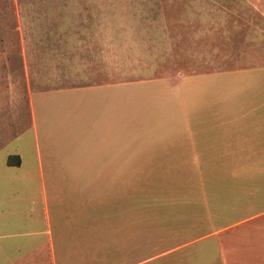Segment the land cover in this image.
<instances>
[{
  "label": "crops",
  "instance_id": "1",
  "mask_svg": "<svg viewBox=\"0 0 264 264\" xmlns=\"http://www.w3.org/2000/svg\"><path fill=\"white\" fill-rule=\"evenodd\" d=\"M2 80L22 82L0 102V236L20 238L0 263L56 264L52 216L80 207L91 245L116 239L85 264H264V0H0ZM27 109L32 140L12 136ZM142 176L188 178L207 232L152 212L141 252Z\"/></svg>",
  "mask_w": 264,
  "mask_h": 264
},
{
  "label": "rangeland",
  "instance_id": "2",
  "mask_svg": "<svg viewBox=\"0 0 264 264\" xmlns=\"http://www.w3.org/2000/svg\"><path fill=\"white\" fill-rule=\"evenodd\" d=\"M15 82H22V81H0V102L5 107V104H8L10 102L8 98V93L11 89V83ZM27 82V81H23ZM30 87L32 89L42 88L47 85L48 81H29ZM44 82V83H43ZM71 81H63L62 84L66 85L69 84ZM7 93V94H6ZM15 103V102H14ZM1 104V105H2ZM23 124L14 129V132L12 133V136L16 138V135L22 139L28 138L33 139L34 132L31 125V110L27 109L26 113H23ZM40 135V133H39ZM14 144V143H13ZM8 148H11V146H8ZM7 149H4L1 153H5ZM29 152H32V150H29ZM28 158L31 156L29 153L25 154ZM183 180H189L188 178H184ZM182 177L180 176H142L140 181V188L137 192V195L135 197V201L139 204L140 211H141V233H142V239L140 244V251L146 252L151 248L152 243L150 239L152 236L147 237L150 231V224L153 220L152 212L157 211V215H163V220L168 219L169 217H166V215L171 216L170 212L173 213L171 216L172 222L175 224L177 229L183 224L184 225L181 229V232L179 233V240H187L188 238H194L196 236H199L200 234H204L207 232L208 225H197V224H190L187 223L185 211L190 209H193L195 207V203L186 205L183 204L182 201L184 197H181L183 195H186L185 198L193 196L194 193L188 192V183L183 182ZM27 194L24 196L20 194L23 198H25V203L30 205V201L33 198L35 200V203L33 204V208L35 210H42L41 204L36 203V185L33 183V185H30L27 188ZM5 193H0V198L4 197ZM28 195L30 197H28ZM18 196V195H17ZM195 196V195H194ZM127 202V199H125ZM125 202V203H126ZM127 204V203H126ZM195 210V208H194ZM91 213L90 209H81L80 207H66L63 208L62 214H60V217L53 218L51 221L52 226V236H53V247H54V255H55V262L56 264H63L65 261L64 257V251L65 248H67V251L69 252V255L66 257V260L72 261L74 255H78L77 262L81 260V257L85 251L86 253L93 252V250H97L98 253H101L106 251L107 249H115L116 247V239H106V240H100V237L98 240L93 241V245H91L90 242V234H91V225L89 224L90 220L93 219V221H98V219L90 218L89 214ZM162 213V214H161ZM189 217V216H187ZM68 218H70V223L66 224L64 221H66ZM101 219V217H99ZM191 217H189L190 219ZM62 219L61 222H55L57 220ZM12 231L18 230L19 228L11 227ZM30 230H36L37 226L36 223L30 225L28 227ZM8 229L1 228L0 224V235H6L9 233H15V232H8ZM100 231V230H99ZM114 238L117 237L116 233H112ZM99 236V234H98ZM33 236L25 237L24 239H30ZM153 238H156V243L160 242L158 240V237L156 234H153ZM114 241V242H113ZM177 240H173V244H176ZM209 241V240H208ZM211 242V241H209ZM29 243H36L37 242H31L29 240ZM205 243L200 242V244ZM20 244V238L13 236V235H7V236H0V260H4L5 256L9 253L15 252L17 248H15L17 245ZM199 244V245H200ZM198 244H192L191 247L199 246ZM203 246V245H200ZM35 247V246H34ZM212 247V246H211ZM111 251V250H110ZM46 254L48 255L47 251L44 250ZM4 254V255H2ZM44 254V253H41ZM72 256V257H71ZM200 256V255H199ZM43 261L41 262H30L29 264H51L50 262V256H41ZM99 259L100 257L97 256ZM200 261L205 258V256H200ZM207 258H213L212 256H208ZM46 259V261H44ZM84 257H82L81 263L79 264H85L84 263ZM109 261H114L115 258L108 259ZM206 260V259H205ZM16 261V260H15ZM54 261V260H52ZM104 261V260H103ZM2 262V261H1ZM5 261H3L0 264H4ZM20 264V263H18ZM102 264V263H97ZM103 264H106V261L103 262ZM108 264H115V262H109Z\"/></svg>",
  "mask_w": 264,
  "mask_h": 264
}]
</instances>
